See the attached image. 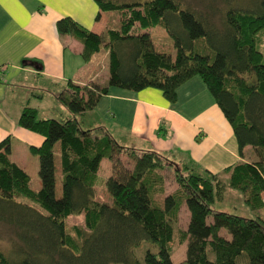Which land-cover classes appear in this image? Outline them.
<instances>
[{"label": "trees", "instance_id": "obj_1", "mask_svg": "<svg viewBox=\"0 0 264 264\" xmlns=\"http://www.w3.org/2000/svg\"><path fill=\"white\" fill-rule=\"evenodd\" d=\"M94 1L100 12H126L119 27L110 21L96 34L62 18L55 28L81 45L84 61L106 50L107 82L68 81L57 95L67 116L39 119L37 110L26 106L17 120L20 128L43 138L39 147L29 148L38 157V191L11 161L9 139L0 142V225L16 238L13 251H0V264H175V242L184 247L178 264H264V0L247 8L230 6L217 26L176 0ZM155 28L166 32L173 54L156 49L149 32ZM193 77L201 79L231 125L239 153L250 146L257 161L212 174L191 160L123 146L94 112L110 88L155 89L172 104L177 89ZM103 161L111 164L107 177L100 170ZM174 164L177 187L165 194L161 171ZM98 185L110 203L94 201ZM229 196L242 198L252 217L217 210V202L228 206ZM181 207L189 216L184 229ZM77 215H83L87 229L79 243L64 223ZM143 243L151 248L139 261L135 250Z\"/></svg>", "mask_w": 264, "mask_h": 264}, {"label": "crops", "instance_id": "obj_2", "mask_svg": "<svg viewBox=\"0 0 264 264\" xmlns=\"http://www.w3.org/2000/svg\"><path fill=\"white\" fill-rule=\"evenodd\" d=\"M109 14L100 12L94 0H0V142L9 139L10 159L15 145L28 154L30 147H39L43 141L17 125L22 109L32 107V100L44 101L48 91L56 96L68 81L103 85L108 80L107 71L102 75L94 65L95 54L84 61L81 45L69 36H59L56 22L70 18L100 34L110 22ZM94 112L123 146L155 150L177 161L191 160L212 174L257 161L250 146L239 153L231 125L198 77L177 89L172 104L155 89L110 88ZM67 114L60 112V116ZM182 212L184 229L189 216L185 208ZM221 234L227 236L223 230Z\"/></svg>", "mask_w": 264, "mask_h": 264}, {"label": "rangeland", "instance_id": "obj_3", "mask_svg": "<svg viewBox=\"0 0 264 264\" xmlns=\"http://www.w3.org/2000/svg\"><path fill=\"white\" fill-rule=\"evenodd\" d=\"M146 0H111V2L123 5V4H131V3H143ZM179 1L181 6L183 8H187L189 10L194 11L196 14L201 15L202 18H206L209 23L214 25H219L220 20L222 19V16L225 14V12L228 10L230 6H245L252 7V5H256L259 0H176ZM245 7L243 9H245ZM126 12L122 11H114L109 14L111 25L113 27H119L120 25V19L123 14ZM151 32L152 38L154 39L153 42L155 43L156 49L161 52L166 53H172L173 54V47L170 38H168L166 32L162 28H155L149 30ZM264 38V37H263ZM261 49L264 50V47L261 46ZM94 65L98 68H100L99 71L103 73L105 70L108 73V58H107V52L105 49H102L99 53L95 54L93 57ZM65 88H59L56 91V94L59 95L61 92H64ZM47 98H45L44 101L39 102L36 100H32L30 103V106L38 108L39 110V119H47V118H55L60 119V112L63 111L65 113H69V111L62 106L58 102L57 95L54 96L52 91H48ZM55 99V100H54ZM55 104L51 108L47 110V108L51 105V103ZM22 147L20 145H15L13 148V154L11 155L12 161H16L19 166L27 173L30 179L29 186L33 191H38L40 189V180L38 177V157L34 154H31L28 152V154H25L22 152ZM55 165H56V196L60 197L61 195V185H60V165H59V154L58 149L55 150ZM121 161L125 166L129 165L127 164V160L125 157H121ZM177 164V163H176ZM169 165L166 166L164 170L161 171V174L164 177V193H171L175 190L176 184L174 182V167L177 166ZM110 162L109 161H103L101 163V171L104 172V176L107 177L110 174ZM100 171V172H101ZM103 176V173H101V177ZM101 185H98L95 190V196L94 201L96 202H103V203H110V199L108 195L103 191ZM154 199L157 201V203H160V196L155 195ZM228 206H224L223 204L216 203V208L227 210L228 212H231L232 214L239 215V216H245L247 218L252 217V213L249 211L248 208L244 206V203L242 201V198H239L238 196H229L227 198ZM36 210H40L36 205H32ZM183 207V206H182ZM180 208L179 210V217L183 214V208ZM217 209V210H218ZM181 219V218H180ZM183 219V218H182ZM184 220H181L180 224L183 225L182 222ZM65 228L66 232L78 243L81 240V236L87 233V229L84 224V217L83 215H77V216H70L65 220ZM15 235L11 228L6 227L4 225H0V251H2L3 254L7 255L14 249L15 244ZM151 248L150 245L147 243H143L138 249L135 250V256L139 261L143 260V255L145 252V248ZM174 248V255H173V261L175 264H178L179 262L184 260V247H180L176 245V242L173 244ZM155 250V248H153Z\"/></svg>", "mask_w": 264, "mask_h": 264}]
</instances>
